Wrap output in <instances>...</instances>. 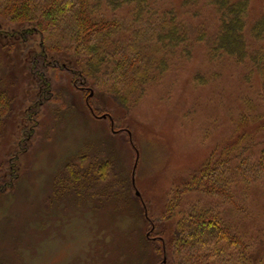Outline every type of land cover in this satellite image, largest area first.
<instances>
[{
  "label": "rangeland",
  "instance_id": "obj_1",
  "mask_svg": "<svg viewBox=\"0 0 264 264\" xmlns=\"http://www.w3.org/2000/svg\"><path fill=\"white\" fill-rule=\"evenodd\" d=\"M152 2L160 11L173 9L189 43L168 55L167 69L124 106L82 88V80L71 83L65 72L51 90L42 89L31 67L42 38L27 47L18 42L23 28L0 18V264H176L172 232L196 203L218 207L250 244L248 256L264 264L261 186L237 180L231 201L183 190L174 216L160 219L176 202L175 190L214 150L220 156L227 144L250 136L247 154L258 156L264 68L213 54L220 19L210 0ZM249 2L246 40L264 54V38L251 32L264 0ZM116 15L130 18L132 7Z\"/></svg>",
  "mask_w": 264,
  "mask_h": 264
},
{
  "label": "trees",
  "instance_id": "obj_2",
  "mask_svg": "<svg viewBox=\"0 0 264 264\" xmlns=\"http://www.w3.org/2000/svg\"><path fill=\"white\" fill-rule=\"evenodd\" d=\"M210 1L220 19L210 41L213 54L226 52L240 61L249 59L251 68H264V54L251 49L245 36L250 0ZM127 6L132 7V17L116 15ZM172 10L160 11L152 0H0V18L14 24L13 30L23 28L18 42L30 47L36 35L42 38L39 54L31 56L42 89L51 90L58 74L65 72L71 83L74 78L82 80L119 106L133 96L139 99L167 69V56L188 46V29ZM251 32L257 40L264 38V15ZM246 138L242 145L227 144L220 156L214 150L190 180L175 190L176 202L168 203L160 219L174 216L183 190L231 201V186L237 180L244 186L264 188V147L252 158L247 154L252 139ZM223 215L215 205L196 203L178 219L172 232L176 264H256L248 256L250 244L243 242ZM235 253L239 254L236 260Z\"/></svg>",
  "mask_w": 264,
  "mask_h": 264
},
{
  "label": "water",
  "instance_id": "obj_3",
  "mask_svg": "<svg viewBox=\"0 0 264 264\" xmlns=\"http://www.w3.org/2000/svg\"><path fill=\"white\" fill-rule=\"evenodd\" d=\"M93 93H94V91H91L90 95H93ZM102 117H103V118H107L108 115H107V114H104V115H102ZM137 195H138V196H141L140 193H139L138 191H137ZM164 261H165V260H164Z\"/></svg>",
  "mask_w": 264,
  "mask_h": 264
},
{
  "label": "flooded vegetation",
  "instance_id": "obj_4",
  "mask_svg": "<svg viewBox=\"0 0 264 264\" xmlns=\"http://www.w3.org/2000/svg\"><path fill=\"white\" fill-rule=\"evenodd\" d=\"M82 83H83V82H82ZM81 87H82V88H86L87 86L83 84Z\"/></svg>",
  "mask_w": 264,
  "mask_h": 264
}]
</instances>
